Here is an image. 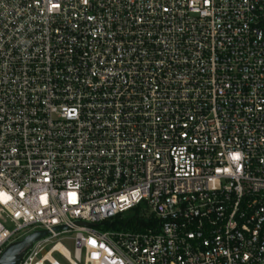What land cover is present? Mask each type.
Listing matches in <instances>:
<instances>
[{
	"label": "built area",
	"instance_id": "1",
	"mask_svg": "<svg viewBox=\"0 0 264 264\" xmlns=\"http://www.w3.org/2000/svg\"><path fill=\"white\" fill-rule=\"evenodd\" d=\"M43 230L20 264H264V0H0V256Z\"/></svg>",
	"mask_w": 264,
	"mask_h": 264
},
{
	"label": "water",
	"instance_id": "2",
	"mask_svg": "<svg viewBox=\"0 0 264 264\" xmlns=\"http://www.w3.org/2000/svg\"><path fill=\"white\" fill-rule=\"evenodd\" d=\"M63 228L64 227L59 226L56 227L55 230L58 231ZM47 234H49L47 230L34 231L21 240L10 243L0 256V264H20L27 249L30 248L34 242L40 240Z\"/></svg>",
	"mask_w": 264,
	"mask_h": 264
},
{
	"label": "trees",
	"instance_id": "3",
	"mask_svg": "<svg viewBox=\"0 0 264 264\" xmlns=\"http://www.w3.org/2000/svg\"><path fill=\"white\" fill-rule=\"evenodd\" d=\"M143 206L139 205L135 208H132L123 214H120L117 218L119 224L128 225L130 227H145L148 225V220L145 218L142 212Z\"/></svg>",
	"mask_w": 264,
	"mask_h": 264
},
{
	"label": "rangeland",
	"instance_id": "4",
	"mask_svg": "<svg viewBox=\"0 0 264 264\" xmlns=\"http://www.w3.org/2000/svg\"><path fill=\"white\" fill-rule=\"evenodd\" d=\"M1 220H2V221H5L4 219H1ZM6 225H7V227H8L9 229H13V225H12V224L6 222ZM70 235H71L72 237H74V234H73V233L70 234ZM62 237H64L63 240H62V242H63L64 244H66V246L71 247L72 240H71V239H67V238H66L67 235L62 236ZM56 258L61 262V264H66V263H65L60 257H58L57 255H56Z\"/></svg>",
	"mask_w": 264,
	"mask_h": 264
}]
</instances>
